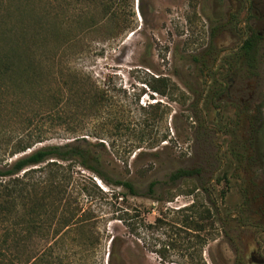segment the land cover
I'll return each mask as SVG.
<instances>
[{
  "label": "rangeland",
  "instance_id": "obj_1",
  "mask_svg": "<svg viewBox=\"0 0 264 264\" xmlns=\"http://www.w3.org/2000/svg\"><path fill=\"white\" fill-rule=\"evenodd\" d=\"M131 4L130 28L61 58L103 93L99 114L32 146L81 135L99 157L107 182L70 165L102 232L84 264H108L106 235L118 237L112 264H264V0H149L144 17ZM252 34L250 69L241 45ZM177 169L192 174L169 180ZM112 179L138 194L116 198L125 190Z\"/></svg>",
  "mask_w": 264,
  "mask_h": 264
},
{
  "label": "trees",
  "instance_id": "obj_2",
  "mask_svg": "<svg viewBox=\"0 0 264 264\" xmlns=\"http://www.w3.org/2000/svg\"><path fill=\"white\" fill-rule=\"evenodd\" d=\"M137 1L144 17L149 0ZM41 2L35 9L34 0H0V264H84L100 245L102 232L90 205L79 201L82 195L91 198L92 189L82 184L74 190L70 165L77 163L107 182L96 167L99 157L81 135L32 146L59 126L72 134L77 127L71 123L99 114L103 93L85 71L61 58L66 60L67 51L87 37L105 40L130 28L132 4ZM256 37L252 34L241 45L250 69L256 61ZM46 47L52 54L46 55ZM191 174L177 169L169 180ZM112 182L125 190L116 198L138 194L128 180ZM134 213L122 211L131 221ZM119 219L125 220L122 215ZM106 236L107 263L112 264L118 237Z\"/></svg>",
  "mask_w": 264,
  "mask_h": 264
},
{
  "label": "water",
  "instance_id": "obj_3",
  "mask_svg": "<svg viewBox=\"0 0 264 264\" xmlns=\"http://www.w3.org/2000/svg\"><path fill=\"white\" fill-rule=\"evenodd\" d=\"M135 10H136L137 14L139 15V12H138V1L137 0H136V4H135ZM252 260L255 261V262H257V263H259V264L263 262V259L262 258H260V259H254V258H252Z\"/></svg>",
  "mask_w": 264,
  "mask_h": 264
},
{
  "label": "flooded vegetation",
  "instance_id": "obj_4",
  "mask_svg": "<svg viewBox=\"0 0 264 264\" xmlns=\"http://www.w3.org/2000/svg\"><path fill=\"white\" fill-rule=\"evenodd\" d=\"M229 92V90H227V93ZM250 97V96H249ZM252 258H254V259H260V258H255L253 255L251 256V260H252ZM253 261V260H252ZM253 262H255V261H253ZM255 263H257V262H255Z\"/></svg>",
  "mask_w": 264,
  "mask_h": 264
}]
</instances>
